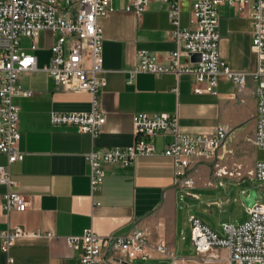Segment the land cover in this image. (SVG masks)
<instances>
[{"label":"crops","instance_id":"0c3cea01","mask_svg":"<svg viewBox=\"0 0 264 264\" xmlns=\"http://www.w3.org/2000/svg\"><path fill=\"white\" fill-rule=\"evenodd\" d=\"M192 2L180 0L182 28L190 24ZM127 4L128 0L113 1V10L100 19L104 32L102 74L106 79L100 107L106 121L98 135L81 132L75 125L51 122L53 111L89 112L91 93L63 89L41 69L40 62L39 70L19 77L21 90L30 92L14 98L20 107V149L25 157L9 164L7 155L0 153V165L8 166L17 183L12 188L0 184V234L21 227L42 235L19 238L8 252L3 251L0 236V264H81L80 252L70 247L67 238L82 235L89 228L103 236L134 228L148 235L150 258L112 264H145L148 260L149 264H187L188 259L176 255L188 240L192 241L190 215L224 234L222 224L227 221L215 225L208 216L215 214L218 206L231 203V192L220 189V181L224 186L226 179L233 178H219L210 163L198 165L192 172L196 185L184 188L176 182L171 157L160 153L140 156L131 167L107 164L103 182L93 190L87 155L93 149L131 145L135 139L133 115L141 112L177 113L180 130L185 133H214L224 125L230 134L223 151L234 152L247 138L254 137L258 85L254 72L259 60L253 49L250 11L238 13L228 5L218 6L220 56L233 71L246 73L245 87L239 89L222 74L215 92L198 94L193 91L195 78L191 74H132L139 51L163 59L177 43L172 38L174 25L167 3L150 0L141 13L127 10ZM181 61L188 63L190 59L182 56ZM170 139L157 136L153 141L160 152ZM10 189L27 196V209L5 208ZM249 192L243 189L242 196L237 197L247 217L243 198ZM198 204L199 215L193 212V205ZM161 243L175 258H163L155 250ZM213 254L217 255L216 251Z\"/></svg>","mask_w":264,"mask_h":264},{"label":"built area","instance_id":"2783aa9c","mask_svg":"<svg viewBox=\"0 0 264 264\" xmlns=\"http://www.w3.org/2000/svg\"><path fill=\"white\" fill-rule=\"evenodd\" d=\"M115 0H0V153L7 155L8 163L22 161L25 153L20 149V107L14 98L19 94L29 95L18 85L19 77L27 71L39 70V56L22 46L23 38L31 40L30 50L36 51L42 31L54 35L48 51V62L41 68L65 90L89 92L93 96L92 109L84 113H51L55 125H75L81 132L98 135L106 121L100 107V93L106 83L103 76L104 32L100 19L113 10ZM169 5L168 16L174 25L172 38L177 43L174 51L163 59L149 51L137 53L138 63L132 74L183 73L194 76L193 91L198 94L215 92L222 74L233 81L239 89L246 85L247 75L233 71L221 59L219 52L218 6L228 5L236 12L250 11L253 19V49L258 55V78L256 87L257 110L254 144L264 153V0H193L190 24L182 28L179 21L180 0H161ZM150 0H128L126 9L143 12ZM198 53L201 59L192 61ZM185 56L190 62L183 63ZM134 142L127 147L93 149L87 155L90 165L92 189H97L104 180L107 164L131 167L140 156L162 154L175 163V178L178 185L192 188L196 180L192 172L203 163H212L224 157V145L230 130L220 125L214 133H185L180 130L177 113L133 115ZM170 136L159 152L154 137ZM216 175L242 176L241 167L235 171L218 167ZM236 174V175H235ZM248 176L264 179V157L257 160ZM0 184L12 188L17 183L8 166L0 165ZM223 185L224 181L221 180ZM212 185V182H208ZM5 208L24 211L29 200L23 193L10 189L5 195ZM248 218L240 224L224 222L223 235L215 232L196 215L189 216L191 240L197 253H212L220 247L228 252V264H264V203L258 201L248 207ZM40 232L26 231L21 227L1 232L2 249L8 252L17 239L41 236ZM46 236H52L47 233ZM70 247L80 252L81 264H112L147 259L152 256L148 235L139 228L130 231L100 235L89 228L82 235L67 238ZM163 258L175 255L164 243L155 247ZM214 256V254H213ZM10 262L13 259L9 258Z\"/></svg>","mask_w":264,"mask_h":264},{"label":"rangeland","instance_id":"374dc122","mask_svg":"<svg viewBox=\"0 0 264 264\" xmlns=\"http://www.w3.org/2000/svg\"><path fill=\"white\" fill-rule=\"evenodd\" d=\"M53 39L54 35L51 31H42L36 51L30 50L31 40L29 38H23L22 46L26 48L28 52L36 53L39 56L40 66L43 67L48 62V48ZM253 139V137L247 138L244 144H242V146L240 145L234 152L224 151L223 158L210 163L216 169V164L218 163V167H226V170L230 171H235V166L239 165L241 167L239 171L242 172V176H237L235 174L236 176L230 177L233 178L232 180H225L226 184L224 186L220 185V189L231 192L229 196L231 203H225L223 207L218 206L216 208L217 212L208 216L210 221L215 223V225H221L222 220L234 224H240L247 220L248 217L244 210V206L237 200V197L242 196L243 189H247L250 192L255 191L257 194V201L259 203H264V179H258L247 175V172L254 167L256 160L264 157L263 151L254 144ZM193 208V212L199 215L201 210L199 204L193 205ZM215 251L217 255L214 256L213 253L212 255L209 253L199 254L195 250L192 241L188 240L184 249L178 252L176 257L188 259L187 264H228V252L226 248L220 247ZM144 263L149 264L150 261L148 260ZM157 264H161V262Z\"/></svg>","mask_w":264,"mask_h":264},{"label":"water","instance_id":"95a60500","mask_svg":"<svg viewBox=\"0 0 264 264\" xmlns=\"http://www.w3.org/2000/svg\"><path fill=\"white\" fill-rule=\"evenodd\" d=\"M191 59L192 61H198L201 59V55L198 53H194L191 55ZM244 203L248 206V207H252L255 202L257 201V194L255 191H251L247 196H245L243 198ZM168 264V263H166Z\"/></svg>","mask_w":264,"mask_h":264}]
</instances>
